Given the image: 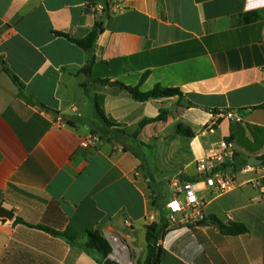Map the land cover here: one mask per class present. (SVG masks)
<instances>
[{"label":"crops","instance_id":"crops-1","mask_svg":"<svg viewBox=\"0 0 264 264\" xmlns=\"http://www.w3.org/2000/svg\"><path fill=\"white\" fill-rule=\"evenodd\" d=\"M108 1L0 0V210L14 215L0 220V264H99L84 248L89 230L109 241L110 260L122 263L118 249L124 263L144 262L163 186L197 178V158L230 135L235 121L225 115L264 129V110L251 109L264 105V0H129L120 11L94 10ZM96 22L104 32L86 75L90 55L58 33L83 39ZM113 83L183 97L138 102ZM96 100L115 126L99 118ZM178 124L195 137L178 134ZM94 134L101 141L83 148ZM239 166L237 189L202 193V224L169 225L161 264H264V178H242ZM211 216L249 232L226 236ZM31 225L72 230L76 240Z\"/></svg>","mask_w":264,"mask_h":264},{"label":"trees","instance_id":"trees-1","mask_svg":"<svg viewBox=\"0 0 264 264\" xmlns=\"http://www.w3.org/2000/svg\"><path fill=\"white\" fill-rule=\"evenodd\" d=\"M259 17L255 14L252 15V18L248 19L254 20ZM104 32V25L101 22H96L93 30L89 35H87L83 39H74L66 34L58 33L62 36L67 37L71 42L78 45L81 49L86 51L90 55V59L83 69V73L86 75L91 74L92 66L95 63V47L100 35ZM148 73L144 74L141 79V84L147 79ZM14 82L18 85H21L19 79L13 76ZM100 83L107 85L112 84L109 80H99ZM114 85L119 86L124 91L128 92L135 101L138 102H147L152 99H165V98H173V97H183V93L178 88H165L161 85L155 86L149 92H143L140 89V86L130 87L121 83H113ZM96 109L99 118L108 126H115V123L110 121L106 115L104 110L101 108L99 102L96 100ZM252 110L262 109L264 110V105L256 106L251 108ZM213 113L218 114V111H213ZM166 119V112L162 111L161 114L156 119L157 121H162ZM152 120H145L141 123V127L150 123ZM177 133L188 138H194L195 134L193 131L185 127L182 124H178L176 126ZM228 142L235 143L238 147L245 150L249 155H257L264 148V129L263 128H254L249 125H243L240 122H233L231 125L230 135L225 139ZM240 155V154H237ZM260 160L263 161L264 164V155L259 157ZM195 180L196 178H192ZM2 221H6L5 219H0ZM207 222L217 226L222 234L226 236H238L242 234H246L249 232V229L239 223H227L224 224L221 220H219L215 216H211ZM15 223H22L24 221L21 218H17ZM37 229H41L55 236H63L66 237L70 242L74 243L76 240V233L72 230H67L64 233L59 231L46 228L44 226H32ZM169 228V223L165 218L161 217L160 221L154 222L147 226V234L146 239L148 243V257L144 262L139 261L137 264H161L163 258V249L158 245L160 240L163 239L164 235L167 234ZM87 253L92 255L99 264H118L115 261L109 259L110 254L112 253V248L109 241L105 238V236L99 230H89L88 231V241L84 246Z\"/></svg>","mask_w":264,"mask_h":264},{"label":"built area","instance_id":"built-area-1","mask_svg":"<svg viewBox=\"0 0 264 264\" xmlns=\"http://www.w3.org/2000/svg\"><path fill=\"white\" fill-rule=\"evenodd\" d=\"M129 0H109L108 4L96 2L94 10L97 13H104L107 8L114 11L123 10ZM225 118L230 121L242 122L234 114L227 113ZM58 125H63V118H56ZM101 141L99 134H94L82 142L83 148L95 146ZM239 157L235 150V144L222 140L217 147L201 154L195 164L197 178L189 180L183 177H175L169 182L173 191L172 200L166 205L169 212L167 222L169 225H196L205 219V199L202 193L212 189L218 194L232 192L238 187L236 179V159ZM240 173L256 176L255 182L259 183L264 178V164L251 165L245 162L239 166ZM177 215L181 217L176 218ZM231 219V217H229ZM159 245V244H158ZM112 257V256H111ZM121 262L118 258H115Z\"/></svg>","mask_w":264,"mask_h":264},{"label":"rangeland","instance_id":"rangeland-1","mask_svg":"<svg viewBox=\"0 0 264 264\" xmlns=\"http://www.w3.org/2000/svg\"><path fill=\"white\" fill-rule=\"evenodd\" d=\"M199 123H201V122H199ZM249 177H251V175H247L246 177H242V178H249ZM154 189L157 193H159L156 190V188H154ZM216 194H218V193H216ZM172 196H173V191L171 190V188L167 185H164L162 188V195L160 197H158V200L161 204L159 211H160V215L163 218H166V216L169 214L168 210L165 209V205L172 200ZM110 255H112V253ZM132 261H133V263H135V261L133 259H132ZM121 264H125V263H121Z\"/></svg>","mask_w":264,"mask_h":264},{"label":"water","instance_id":"water-1","mask_svg":"<svg viewBox=\"0 0 264 264\" xmlns=\"http://www.w3.org/2000/svg\"><path fill=\"white\" fill-rule=\"evenodd\" d=\"M237 165H243L245 162L251 164V165H261L263 164V161L255 158V157H237L236 159ZM0 219H7V220H13L14 215L10 212H7L5 210H0ZM203 222H200L199 224H202ZM109 259H112V257H109Z\"/></svg>","mask_w":264,"mask_h":264},{"label":"bare ground","instance_id":"bare-ground-1","mask_svg":"<svg viewBox=\"0 0 264 264\" xmlns=\"http://www.w3.org/2000/svg\"><path fill=\"white\" fill-rule=\"evenodd\" d=\"M113 257H114V258H118L122 263H124V262L120 259V254L118 253V249H117L116 253L113 255ZM127 261H128V263H129V259H128V258H127ZM125 264H127V263H125Z\"/></svg>","mask_w":264,"mask_h":264}]
</instances>
